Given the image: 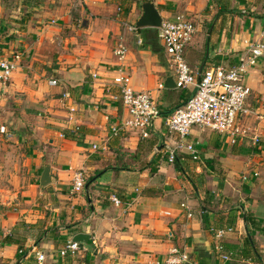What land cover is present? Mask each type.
I'll return each mask as SVG.
<instances>
[{"label":"crops","instance_id":"obj_1","mask_svg":"<svg viewBox=\"0 0 264 264\" xmlns=\"http://www.w3.org/2000/svg\"><path fill=\"white\" fill-rule=\"evenodd\" d=\"M24 1L0 0V45L7 56L22 53L7 85L0 83V132H8L16 150L0 151V264H36L35 250L43 253V264H76L71 255L59 254L76 233L90 235L83 244L93 250L94 264H159L172 246L188 254L187 263L226 264L215 250L211 227H231L221 239L224 249L236 260L260 264L234 247L244 246L250 229L264 227V208L251 212L259 223L253 228L245 213L240 222L247 204L240 210L229 207V198L221 194L234 188L231 176L237 168L252 170V179L256 170L264 176V56L244 79L250 87L244 104L249 112L237 120L244 136L232 143L228 134L192 128L186 139L200 158L192 160L178 149L180 170L168 160L177 137L164 125V116L184 101L185 92L164 86L174 72L158 28L131 29L147 0ZM149 1L162 19L183 13L200 21L184 50L193 72L233 66L255 42L264 41V0ZM118 42L127 47L123 59L114 53ZM119 67L134 90L153 98L158 116L149 137L112 133L126 116L112 83ZM51 79L57 83L50 84ZM256 144L254 155L251 145ZM4 155L13 158L12 164ZM46 166L50 181L41 185ZM78 170L94 178L75 193L72 177ZM194 178L216 186L210 197L195 195ZM17 223L47 229L39 244L27 238L19 260L17 245L2 242ZM256 250L264 263V254Z\"/></svg>","mask_w":264,"mask_h":264},{"label":"built area","instance_id":"obj_2","mask_svg":"<svg viewBox=\"0 0 264 264\" xmlns=\"http://www.w3.org/2000/svg\"><path fill=\"white\" fill-rule=\"evenodd\" d=\"M131 29L136 30L137 28L134 25ZM196 29V24L183 13H178L173 18H163L161 27L158 28V35L173 67L176 88L194 91L184 104L164 116V125L177 137L175 147L169 152L168 160L171 163L175 161L178 149H184L192 160L200 158L195 144L186 139L193 126L228 134L232 143L244 136L243 131L237 125L238 117L249 112L244 104L250 94V87L244 79L248 69L256 65L258 60L264 56V41H257L250 47L245 58L233 66L218 64L200 73L193 72L186 61L184 50L193 39ZM114 53L119 59H123L126 56L127 47L122 42H118ZM21 58L22 53L20 52L7 56L0 45V83L2 87L7 85L19 67ZM49 83L55 85L57 80L51 79ZM112 83L118 88L116 96L121 100L126 111V116L112 127V133L130 131L138 133L142 138L149 137L153 130V121L158 116L151 94L144 90H134L130 76L123 72L122 67L118 68ZM158 87H163V84H158ZM262 118L264 119V112ZM257 138H253L254 142L258 140ZM93 147L97 146L93 145ZM84 183L83 172L75 171L72 177V191L80 192L84 188ZM110 199L116 205L121 204L119 197L112 196ZM180 207H186V203H180ZM190 215L189 212L188 216ZM231 231V227L210 228V232L218 240L215 243V250L221 261L226 264H242L244 260L233 263L234 252L225 250L221 242V239ZM83 251H87L84 244L69 240L60 248L59 254L72 256ZM35 254L36 264H43V253L35 250ZM187 262L188 254L172 246L159 264H186Z\"/></svg>","mask_w":264,"mask_h":264},{"label":"rangeland","instance_id":"obj_3","mask_svg":"<svg viewBox=\"0 0 264 264\" xmlns=\"http://www.w3.org/2000/svg\"><path fill=\"white\" fill-rule=\"evenodd\" d=\"M76 15H78L77 12H75V16ZM188 18L191 19L195 24L200 22L196 16H193V17L190 16ZM32 123L34 125H38V123H35V122H31L29 124H32ZM192 128H200V127L193 126ZM200 129L210 130L208 128H200ZM210 131H212V130H210ZM5 133H8V132H5ZM5 133L0 132V151L4 153L5 149H8V151H10V152L13 151V153H14L15 147L12 146V144H14V143L10 142V140L7 139V136ZM257 146H258V144L251 145L252 151L254 152L253 153L254 155L256 154L255 151L257 149ZM8 155H10V153ZM20 157H21V155H20ZM20 157H18V159H20ZM4 158H5L4 162L6 164H8V165L12 164V160H13L12 157L7 158L4 155ZM220 172H221L220 177L225 178L226 176H223V172L222 171H220ZM256 172L258 173L257 176H254V179H252L253 177L250 176L253 173L252 170L251 171L248 169L239 170L238 168L235 169L233 176H231V177H233L231 183L234 186V188L233 189L226 188V190L223 189L224 192L221 194L222 197H228L229 198V202L227 204L229 207H232L235 205V206H237V209L240 210V205H244V203L247 204V208H244L242 210L243 211L242 214H240V222L244 223L243 214L245 213V216H246L248 222L251 223L253 228L257 227L255 225V223H257V224H259V223L257 221H254L255 216H253V214L251 212L253 210L255 212L256 209L261 211V209L264 208V188L263 189L260 188V185H264V176L260 170H256ZM83 175H84V179L86 180L85 173H83ZM243 176H246L247 179H244ZM207 179L210 180V178H207ZM197 181H198V179H195V190H196L195 195L197 197H199V194L202 193V195L210 197L209 196L210 192L212 191V189H216V186L212 187L210 184L206 186V181H204L202 183L197 182ZM210 181H212V179ZM223 188H224V186H223ZM233 197H236V198H233ZM254 198H256L255 202H253ZM263 211H264V209H263ZM241 220H243V221H241ZM263 228L264 227H262V225H260V227L258 228V232H255V231L251 232V229L249 230L251 237L253 239L254 238L256 239L254 241L256 243L257 249L261 250V254H264V230H263ZM88 249L89 248L87 247V250ZM85 252L86 251H83L81 253L76 254L75 256L65 255L64 257L68 256V258L70 257V259H73V261L75 260V263L79 264L80 263L79 260ZM22 253H23V251L19 252L18 254H22Z\"/></svg>","mask_w":264,"mask_h":264},{"label":"trees","instance_id":"obj_4","mask_svg":"<svg viewBox=\"0 0 264 264\" xmlns=\"http://www.w3.org/2000/svg\"><path fill=\"white\" fill-rule=\"evenodd\" d=\"M24 2L25 3L31 2V3H34L35 4L36 2H40V0H25ZM218 2H220V1H218ZM160 7L163 8L164 6L161 5ZM220 14H221V11L218 12L216 14V16H218ZM184 92H185L186 98L178 106L184 104L186 102V100L193 94L194 91L193 90H188V91L187 90H184ZM173 110H171V112ZM175 165L180 170H182V168L180 167L177 159H175ZM93 178L94 177L86 178V181L85 182L86 183L92 182ZM0 209H1V207H0ZM46 230L47 229L41 230L39 227L36 228L35 225H30V224H26V223H17L13 227V229L2 238V242L8 243V244H16L17 247H18V250H21V252L23 251L22 254H19V257L17 259V260H19L21 258V256L23 254H25V252H26V249H24V244H25L27 238L28 237H32V238L35 239L36 244H39L40 241L43 240L42 239L43 238V233L46 232ZM234 249H237V252H238L239 255H243L244 257H247V258L248 257H251V258L254 257V259H256L260 264H264V263H262V261L260 259V256L257 253L256 246L254 245V241H253V239L251 237H247L244 246H242V247H237L236 246V247H234ZM72 256H75V255H72ZM79 261H80L79 264H94V253H93V250L88 249L82 255V257L80 258ZM237 261H240V260L234 259L233 263H235ZM242 264H247V263H246V261H244Z\"/></svg>","mask_w":264,"mask_h":264},{"label":"water","instance_id":"obj_5","mask_svg":"<svg viewBox=\"0 0 264 264\" xmlns=\"http://www.w3.org/2000/svg\"><path fill=\"white\" fill-rule=\"evenodd\" d=\"M162 18L159 14L158 9L154 5L153 2L147 0L142 3V14L137 19L135 25L138 28L142 27H153V28H160L161 27ZM166 87H176L175 82L172 77H167L164 83ZM50 181L49 176V167L46 166L44 171L41 175L40 183L41 185H45ZM88 184H85V188H88ZM90 239V235L88 233H76L72 236V241L78 243H87ZM191 264V263H187Z\"/></svg>","mask_w":264,"mask_h":264}]
</instances>
